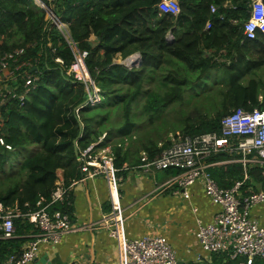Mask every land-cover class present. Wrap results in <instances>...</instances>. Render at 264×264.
Here are the masks:
<instances>
[{
  "label": "trees",
  "instance_id": "obj_1",
  "mask_svg": "<svg viewBox=\"0 0 264 264\" xmlns=\"http://www.w3.org/2000/svg\"><path fill=\"white\" fill-rule=\"evenodd\" d=\"M225 1L180 0L177 15L160 14L159 0L57 2L55 14L68 23L69 35L79 48L87 51L85 64L99 88L100 101L85 104V86L66 73L71 51L62 34L46 19L44 10L32 0H0V57L22 48L17 63L25 61L32 66H19L14 70L15 79L21 85L24 72L38 75L35 87L21 104L11 98L1 106L0 204L19 215L14 218L15 236L0 238V264L11 254L19 255L37 231L24 215L36 210L38 201H50L57 172L61 171L64 187L81 177L77 157L90 144L95 143L94 149H99L107 147L111 137L116 139L112 144L113 163L120 175L122 164L129 163L130 157L138 158L134 164L140 161V156L134 155L139 150L125 149L124 140L147 128L148 137L142 141L140 151L153 159L161 149L156 139L163 133L159 128L154 137L150 126L148 129L145 125H152L155 116L170 104L190 96L199 102L201 92L212 80L221 81L223 89L219 96L205 95L213 100L207 112L196 106L176 118L168 131L177 128L190 135L219 132L220 120L231 110L264 109V84L253 77L247 79L264 66V36L244 39L237 23L247 19L249 0H228L232 8L223 7ZM211 5L218 6L216 12L210 11ZM91 34L97 39L94 46L88 40ZM137 52L140 61L132 67L114 62L117 54L124 59ZM55 57H60L63 64H58ZM163 70L166 72L161 75ZM202 81L205 87L196 89ZM139 98L141 103L137 105ZM144 117L148 122H143ZM104 132L105 137L99 141ZM5 145L14 151L27 145L33 149L17 163L11 162L7 171L2 168L11 151ZM228 158L218 154L209 161ZM166 171L177 174L176 170ZM208 171L221 187H231L244 174L239 163L214 166ZM247 174L242 187L245 193L264 190V165L247 166ZM66 201L51 204L49 210L69 213L68 197ZM240 261L213 254L211 263ZM252 264H264V258H255Z\"/></svg>",
  "mask_w": 264,
  "mask_h": 264
},
{
  "label": "built area",
  "instance_id": "obj_2",
  "mask_svg": "<svg viewBox=\"0 0 264 264\" xmlns=\"http://www.w3.org/2000/svg\"><path fill=\"white\" fill-rule=\"evenodd\" d=\"M44 9L46 19L65 38L71 51L72 60L67 74L81 82L87 91L86 103L100 101L99 88L95 85L85 64L87 51L79 48L68 32V23L61 19L55 11L45 3L51 0H38ZM180 0H159L157 9L160 14L177 15ZM223 7H233L226 0ZM218 6L211 5L210 11L216 12ZM248 17L237 21L244 39L251 40L258 34L264 36V0H249ZM222 17V15H220ZM51 47L50 42L47 43ZM52 52L54 50L52 49ZM23 53L22 48L4 53L0 57V133L4 125L1 106L14 98L20 104L24 96L35 87L37 74L24 72L22 84L15 79L14 70L19 66L31 67L30 62L18 64L17 56ZM58 64H63L60 57H55ZM17 90H21L17 92ZM17 92V93H16ZM105 134L99 137L102 141ZM0 143L3 140L0 137ZM90 144L77 157L81 177L101 175L107 184L109 211L105 217L109 236L120 244L123 257L121 264H178L175 250L164 236H143L135 239L123 237L121 224L123 221L120 196L118 169L113 163V156L106 147L94 149ZM6 148L11 149L9 145ZM159 154L153 159L148 158L145 151L141 152V165L149 170H176L168 183L174 185V194L188 197L187 188L196 181H202L206 195L220 208L213 220L208 223L198 222L196 238L201 248L210 254H224L228 258H240V264H252L255 258H264V227L251 215V208L264 202V190L250 191L242 189L248 179L247 166L264 165V109L246 110L238 107L220 120L219 132L199 134H180L171 136L167 144L159 143ZM218 154H226L228 159L209 161ZM226 163H239L243 168L242 180L234 182L231 187H221L210 175L208 169ZM71 184V183H70ZM69 186L64 187L56 182L51 199L46 204L37 202V209L24 216L34 225L37 231L30 235L19 255L11 254L4 264H29L36 256L39 243L56 244L61 237L76 230L69 216L59 209L49 210L51 204L64 203L68 197ZM19 214L15 209L0 204V238L10 239L15 236L14 218ZM23 216V215H22ZM45 264V263H43Z\"/></svg>",
  "mask_w": 264,
  "mask_h": 264
},
{
  "label": "crops",
  "instance_id": "obj_3",
  "mask_svg": "<svg viewBox=\"0 0 264 264\" xmlns=\"http://www.w3.org/2000/svg\"><path fill=\"white\" fill-rule=\"evenodd\" d=\"M59 1L45 3L55 11ZM32 2L43 9L38 0ZM88 40L93 46L97 43L93 34ZM116 58L114 62L121 64L122 61H116ZM141 157L140 153L137 164L124 162L123 173L118 175L123 237L164 236L175 250L178 264H212L213 254L201 248L196 228L198 222H211L220 210L219 206L206 195L199 180L187 188L188 197L174 194L175 186L168 183L174 174L166 170L138 168ZM57 175V182L62 184L60 170ZM68 201L71 211L66 214L76 230L63 235L56 244L39 243L36 256L29 264H121V246L109 236L105 224L109 201L104 177L96 175L72 182ZM251 215L264 227V202L254 205Z\"/></svg>",
  "mask_w": 264,
  "mask_h": 264
},
{
  "label": "rangeland",
  "instance_id": "obj_4",
  "mask_svg": "<svg viewBox=\"0 0 264 264\" xmlns=\"http://www.w3.org/2000/svg\"><path fill=\"white\" fill-rule=\"evenodd\" d=\"M57 13H59V12L57 11ZM124 59H122L120 54H119V55H117L116 61H123ZM121 63H123V62H121ZM165 72L166 71L163 70V71H160L159 73L162 75ZM249 77H253V78L259 79L260 82L262 84H264V66L261 67L259 70L254 71V73L251 74L250 76L248 75L247 79ZM219 78L222 79L221 76ZM205 85H206V83L204 84L203 81H202L201 84L199 85V87H197V88L195 87V88L196 89H201V88H204ZM73 87L77 89V86H73ZM220 89H223L222 82L221 81L215 82L214 80H212L210 82L209 87L201 92L202 93L201 96H203V97L200 96L201 98H198V100L200 99L199 102L195 101V99H196L195 96L194 97L190 96V97H188V99H185L182 102H176V103L170 104L166 108L162 109L158 113V115L155 116L154 123L152 125H150L148 123L145 125V126H148V129H149V126H150V128L152 129V133L154 134V137H157V135L155 134V130H157L159 128L162 129V131H161V133H163L162 136L157 137V139H156L157 140L156 141L157 142V146H158L159 143H162V144L168 143L170 141L171 136H174L177 132L181 134L180 130L177 129V128L174 129V130H169L168 131V129H170L172 127V123L174 122V120L176 118H179V117H181V115H185L186 113H189L196 106L201 107V109L204 112H207L206 107L208 106L209 101L212 102L213 100L210 99V97L206 98L205 95L208 94V96H210V94H211L213 96H219V90ZM136 102H137V105L139 103H141L140 98ZM70 107H72V106H70ZM211 109L212 108H210L209 113L211 112ZM143 122L144 123L148 122L146 117L143 118ZM146 131H147V128L141 129L139 133L132 134L130 137H128V139H125L124 143H123L124 144V148L128 149V150H130L132 152H134L136 150L137 151L139 150L134 155L137 154V157L140 156V153L142 152V150L140 151V145H141L142 141L145 140L148 137ZM110 140L111 141L106 144L107 145L106 148L108 149V152L112 155V153H113L112 144H115V140L116 139L111 137ZM32 149H33V146H31V145H27V146H25L24 148H21V149H16V151H14L12 148L9 149V151H11V152L9 153L8 162L4 165V167L2 169L8 171V168H9V165H10L11 162H16L17 163L19 161V159H21L22 157L28 155L31 152ZM131 154H133V153H131ZM112 156H114V153H113ZM136 159H138V158L130 157L129 163L134 162V160H136ZM1 172H2V170L0 169V174H1Z\"/></svg>",
  "mask_w": 264,
  "mask_h": 264
},
{
  "label": "water",
  "instance_id": "obj_5",
  "mask_svg": "<svg viewBox=\"0 0 264 264\" xmlns=\"http://www.w3.org/2000/svg\"><path fill=\"white\" fill-rule=\"evenodd\" d=\"M131 56L136 57L135 60H132ZM140 57H141L140 54L137 52V53H134V54L130 55L129 57L125 58L122 62L125 65L132 67L136 63V61H138V62L140 61ZM75 152H77L76 149H75Z\"/></svg>",
  "mask_w": 264,
  "mask_h": 264
}]
</instances>
